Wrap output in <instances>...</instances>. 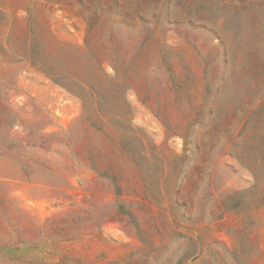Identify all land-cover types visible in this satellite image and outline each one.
<instances>
[{"label": "rangeland", "instance_id": "obj_1", "mask_svg": "<svg viewBox=\"0 0 264 264\" xmlns=\"http://www.w3.org/2000/svg\"><path fill=\"white\" fill-rule=\"evenodd\" d=\"M0 264H264V0H0Z\"/></svg>", "mask_w": 264, "mask_h": 264}]
</instances>
